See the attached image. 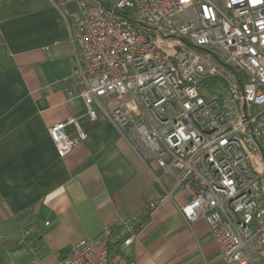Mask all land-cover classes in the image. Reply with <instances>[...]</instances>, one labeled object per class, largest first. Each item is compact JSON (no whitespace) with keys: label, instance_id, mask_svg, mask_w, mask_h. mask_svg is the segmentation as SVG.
<instances>
[{"label":"built area","instance_id":"2783aa9c","mask_svg":"<svg viewBox=\"0 0 264 264\" xmlns=\"http://www.w3.org/2000/svg\"><path fill=\"white\" fill-rule=\"evenodd\" d=\"M63 3L78 11L69 95L160 168L162 192L124 234L106 226L53 264H133L122 249L163 200L189 227L205 221L226 264H264V0ZM85 136L76 116L48 128L61 158ZM181 190L184 204L174 199Z\"/></svg>","mask_w":264,"mask_h":264},{"label":"crops","instance_id":"0c3cea01","mask_svg":"<svg viewBox=\"0 0 264 264\" xmlns=\"http://www.w3.org/2000/svg\"><path fill=\"white\" fill-rule=\"evenodd\" d=\"M77 17L63 0H0V264H53L106 226L124 234V222L162 192L160 168L149 162L150 170L112 124L102 115L90 121L81 98L69 95ZM68 116L86 136L61 158L48 128ZM174 199L184 204L188 194ZM122 253L133 264H226L205 221L189 227L170 200Z\"/></svg>","mask_w":264,"mask_h":264},{"label":"trees","instance_id":"16d2710c","mask_svg":"<svg viewBox=\"0 0 264 264\" xmlns=\"http://www.w3.org/2000/svg\"><path fill=\"white\" fill-rule=\"evenodd\" d=\"M32 234H33L32 232L27 233V235L29 236L31 235L32 239H34L29 245L34 251L37 252L39 250L38 243H37L38 238L32 236Z\"/></svg>","mask_w":264,"mask_h":264},{"label":"rangeland","instance_id":"374dc122","mask_svg":"<svg viewBox=\"0 0 264 264\" xmlns=\"http://www.w3.org/2000/svg\"><path fill=\"white\" fill-rule=\"evenodd\" d=\"M105 1H108V2H111V3H112L114 0H105ZM151 162H152V161H150V163H151ZM152 163H153V162H152ZM158 175H159V174L156 173V176H158ZM164 183L168 186L169 181L165 180Z\"/></svg>","mask_w":264,"mask_h":264}]
</instances>
